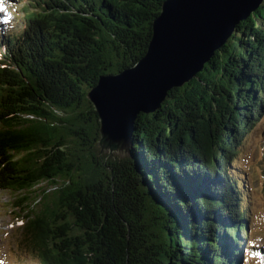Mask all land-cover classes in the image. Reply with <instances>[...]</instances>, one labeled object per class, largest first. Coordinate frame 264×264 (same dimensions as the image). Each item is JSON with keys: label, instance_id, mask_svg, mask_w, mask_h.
<instances>
[{"label": "trees", "instance_id": "trees-1", "mask_svg": "<svg viewBox=\"0 0 264 264\" xmlns=\"http://www.w3.org/2000/svg\"><path fill=\"white\" fill-rule=\"evenodd\" d=\"M162 2L23 0L20 30L1 31L0 189L26 209L37 264L241 261L247 210L231 155L264 105V1L136 116L133 167L96 145L87 93L144 55Z\"/></svg>", "mask_w": 264, "mask_h": 264}, {"label": "water", "instance_id": "water-1", "mask_svg": "<svg viewBox=\"0 0 264 264\" xmlns=\"http://www.w3.org/2000/svg\"><path fill=\"white\" fill-rule=\"evenodd\" d=\"M264 0H163L146 52L130 67L101 75L87 93L98 115L100 152L133 167V122L158 109L168 90L195 77L236 26Z\"/></svg>", "mask_w": 264, "mask_h": 264}, {"label": "rangeland", "instance_id": "rangeland-1", "mask_svg": "<svg viewBox=\"0 0 264 264\" xmlns=\"http://www.w3.org/2000/svg\"><path fill=\"white\" fill-rule=\"evenodd\" d=\"M22 4L23 0H0V17L4 18L0 22V35L1 31L20 30L18 10ZM251 121L231 155L233 174L241 179L240 187L245 192L243 205L247 210L246 233L240 247L245 258L237 264H264V105ZM13 197L12 191L0 189V264H37L39 255L30 246L24 228L26 209L15 206Z\"/></svg>", "mask_w": 264, "mask_h": 264}]
</instances>
